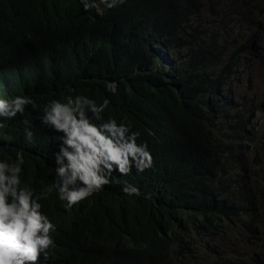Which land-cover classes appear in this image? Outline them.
Listing matches in <instances>:
<instances>
[{"label":"trees","instance_id":"16d2710c","mask_svg":"<svg viewBox=\"0 0 264 264\" xmlns=\"http://www.w3.org/2000/svg\"><path fill=\"white\" fill-rule=\"evenodd\" d=\"M203 4L211 25L200 19ZM262 17L264 0H126L103 14L85 12L79 0H0V57L25 42L28 26L37 32L33 51L19 53L36 57L0 71V95L27 94L37 104L0 129V158L23 155V178L38 191L39 181L50 184L59 134L40 116L51 99L68 95L107 98L105 117L130 122L153 157L151 169L114 172L102 192L49 214L57 247L48 264H194L206 250L228 264L222 248L229 242L244 246L246 260L228 248L233 264H264V144L250 143L252 110L229 98L238 61L250 60L245 45L260 41ZM231 30L243 36L238 51ZM149 43L182 50L186 60L166 69ZM110 80L115 95L105 88ZM125 183L151 198L125 197Z\"/></svg>","mask_w":264,"mask_h":264},{"label":"clouds","instance_id":"9594fccd","mask_svg":"<svg viewBox=\"0 0 264 264\" xmlns=\"http://www.w3.org/2000/svg\"><path fill=\"white\" fill-rule=\"evenodd\" d=\"M79 3L85 12L94 9V13L103 14L106 9L123 5L126 0H79ZM28 27L21 33L26 37L25 42L6 49L0 57L1 72L23 56L36 57L35 53L19 54L24 49L33 51L37 32H31ZM148 46L159 65L166 69L181 62L161 64L163 59L172 62L168 52L163 53L169 47L151 43ZM241 48L237 46L234 51ZM245 48L247 50V44ZM238 62L242 68L241 59ZM220 67H227V64L222 63ZM241 68L238 70L240 75L243 74ZM239 78H233V85ZM105 88L115 95L118 84L115 80L106 81ZM109 104L107 98L97 103L86 95H68L62 100L51 99L44 106L41 126L59 135H55L58 150L52 153L55 164L52 182L46 185L43 180L39 181V191L30 179L23 178L26 171L23 155L17 153L14 159L0 158V264H48L51 251L57 247L53 236L57 224L49 217L50 213L72 211L73 206L102 192L111 180L116 179L114 172L122 177L130 175L133 169L141 174L153 167L147 143H137L140 131L133 130L125 118L118 121L111 114L105 117ZM29 106L33 110L37 107L31 95H0V129L5 127L6 121L24 117ZM21 123L25 125L24 139L31 142L34 135L31 121L24 118ZM121 192L130 198H151L150 194H144L140 188L128 183L122 186Z\"/></svg>","mask_w":264,"mask_h":264},{"label":"rangeland","instance_id":"374dc122","mask_svg":"<svg viewBox=\"0 0 264 264\" xmlns=\"http://www.w3.org/2000/svg\"><path fill=\"white\" fill-rule=\"evenodd\" d=\"M210 8L203 4L202 8L200 9L199 15L200 19H205L207 22L208 19L213 20V18L210 16ZM259 15V14H256ZM208 25H211L207 22ZM259 34L258 38L260 41H254L253 47L251 44L247 45V50L245 48V51L249 54V58L252 60H249L248 62H244L242 64L241 72H243L242 75L240 73L238 76L240 77L238 81L235 82V87L237 92L235 94H231V100L234 102H238L239 108L243 109V111L246 110H253V115L250 117V126L247 127L250 136L253 138L250 143L256 146V148L260 149L262 145L264 144V17L260 18V25L258 27ZM236 34V41L235 44H237L238 47L241 48L242 46V38L239 30H231L230 32H234ZM228 36L229 33H226ZM230 39H232V36H229ZM228 48H230V45H226ZM168 48V47H167ZM253 48V49H252ZM159 49H156V52L159 53ZM176 52L174 53L170 48L168 50L164 49L163 53L166 54V51L168 52V57L171 58V63H167L165 59L161 61V64H171L173 65L177 61H185L186 56L185 52L179 49H175ZM256 51L259 52V57L256 58ZM161 54V53H160ZM163 57V55H161ZM244 64H246L244 66ZM230 70H226V74L229 73ZM238 107L234 109V112H236ZM238 141V136L234 138V142ZM249 144V142H248ZM242 153L248 154V151L246 150V146H242ZM236 159V158H235ZM236 163H238V160H236ZM235 171L232 172V174ZM234 237V236H232ZM235 238V237H234ZM230 244H223V251L224 259L226 263L233 264V261H236L235 256L231 254L230 251H228V248L230 249H236L239 254V260L240 257L246 260L245 255L243 254L244 246L235 247L234 243L229 242ZM216 258L213 254H208L207 256V250L202 252L198 258L195 260L194 264H216Z\"/></svg>","mask_w":264,"mask_h":264}]
</instances>
